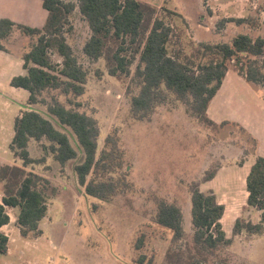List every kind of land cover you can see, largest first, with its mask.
I'll return each mask as SVG.
<instances>
[{"label": "rangeland", "instance_id": "obj_1", "mask_svg": "<svg viewBox=\"0 0 264 264\" xmlns=\"http://www.w3.org/2000/svg\"><path fill=\"white\" fill-rule=\"evenodd\" d=\"M141 1L160 12L164 7L174 13V42L183 44L187 52L200 43L230 42L238 34L264 36V0ZM229 18H247L248 23H221ZM71 20L74 30L67 38L88 71L86 91L75 97L56 89L44 92L42 97L48 103L56 98L68 108L94 117L100 129L99 153L108 135L116 137L125 152L122 171L127 173L131 187L108 202L90 197L73 170L81 160L73 138L71 142L79 151V158L63 168L51 154L45 153L46 163L27 169L45 179L46 217L38 232L25 237L17 226L18 209L7 208L10 221L0 229L7 237V254L0 253V264H182L180 251L186 242L191 243L193 235L189 192L192 182H197L203 192L213 190L225 206L222 225L227 237L233 240L232 245L219 248L201 264H264V235L232 233L237 218L255 224L260 221L261 213L246 205L245 183L255 158L250 155L253 143L249 135L257 141L258 156L262 149L260 139L227 115H223L228 123L223 128L207 126L186 114V107L173 95L157 106L150 118L134 120L127 95L128 87H134L132 76L113 77L103 59H87L82 53L89 36L87 24L78 11ZM32 42V38L15 30L6 47L20 54ZM53 59L60 60L57 55ZM21 74L20 60L0 52V162L19 166L22 162L14 158L9 145L15 119L21 110L27 109L28 93L11 87L10 81ZM44 109L40 112L46 114ZM232 125H238L247 134ZM42 145L48 146L49 142L43 139L41 143H31L32 157L44 155ZM242 161L246 163L240 166ZM222 167L225 168L214 180L202 183L205 174ZM160 199L176 203L183 210L185 235L181 242H173L172 232L156 223ZM169 252L174 254L171 259L167 258Z\"/></svg>", "mask_w": 264, "mask_h": 264}, {"label": "trees", "instance_id": "obj_2", "mask_svg": "<svg viewBox=\"0 0 264 264\" xmlns=\"http://www.w3.org/2000/svg\"><path fill=\"white\" fill-rule=\"evenodd\" d=\"M48 12L41 28L0 19V52L17 57L22 62L23 74L14 76L10 85L28 93L27 109L21 110L14 122V136L9 150L22 165L0 162V229L10 217L7 208L18 209L17 226L23 236L39 231L48 211L45 179L29 171L28 166L43 165L51 154L62 168L79 158L73 146L76 141L81 160L73 170L80 186L88 196L108 202L122 190L131 187L123 172L125 152L114 135H108L99 153L100 129L97 120L84 112L68 108L58 99L51 103L43 93L60 89L65 96H82L86 91L88 71L81 65L67 35L74 25L71 16L78 11L89 29L83 55L92 61L103 59L108 74L113 77L132 76L134 87H128L130 114L134 120L150 118L156 107L173 95L183 104L185 113L207 126L223 128L207 116L212 99L221 88L228 71L241 76L264 100V36L256 38L238 34L230 42L200 43L187 52L183 44L174 42L171 22L174 13L141 0H41ZM248 23L247 18H229L221 23ZM20 31L33 39L20 54L6 47L13 32ZM60 60L56 61L53 56ZM136 67L132 71L134 64ZM263 87V88H262ZM136 89V92L133 91ZM69 103L73 104L72 99ZM78 105V104H76ZM46 106L45 109L42 108ZM44 109L45 113L40 112ZM247 134L238 125H232ZM68 131V132H67ZM250 155L255 157L246 176V205L261 213L259 223L237 218L232 233L264 235V157L256 153L257 141ZM44 155L32 157V142L41 143ZM244 161L240 164L243 166ZM217 171L205 174L202 183L215 178ZM190 214L193 235L185 243L180 256L182 264H201L221 247L232 245L223 229L225 206L211 190L203 192L197 182L189 185ZM184 214L176 204L160 199L157 202L156 223L172 232L173 242L184 239ZM0 253L7 254V237L0 233ZM174 254L167 253L171 259Z\"/></svg>", "mask_w": 264, "mask_h": 264}, {"label": "crops", "instance_id": "obj_3", "mask_svg": "<svg viewBox=\"0 0 264 264\" xmlns=\"http://www.w3.org/2000/svg\"><path fill=\"white\" fill-rule=\"evenodd\" d=\"M47 16L48 12L43 8L41 0H0V19L8 18L16 23L41 28ZM223 115L239 121L260 139L262 149L259 150V155L264 157V100L233 70L227 72L221 88L207 110V116L216 125L225 122ZM224 168H219L217 174ZM0 186L2 189L1 184Z\"/></svg>", "mask_w": 264, "mask_h": 264}]
</instances>
